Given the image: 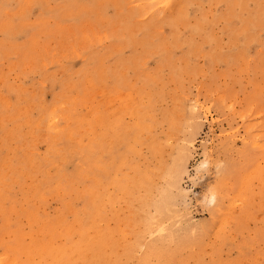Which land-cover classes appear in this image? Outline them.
I'll use <instances>...</instances> for the list:
<instances>
[{"label": "rangeland", "instance_id": "374dc122", "mask_svg": "<svg viewBox=\"0 0 264 264\" xmlns=\"http://www.w3.org/2000/svg\"><path fill=\"white\" fill-rule=\"evenodd\" d=\"M0 264H264V0H0Z\"/></svg>", "mask_w": 264, "mask_h": 264}, {"label": "bare ground", "instance_id": "6f19581e", "mask_svg": "<svg viewBox=\"0 0 264 264\" xmlns=\"http://www.w3.org/2000/svg\"><path fill=\"white\" fill-rule=\"evenodd\" d=\"M106 125H107V124H106ZM127 133H128V132H127ZM118 135H119V134H118ZM118 140H119V139H118ZM121 140H122V139H121ZM148 187H149V186H148ZM147 189H148V188H147ZM147 192H148V190H147ZM148 193H149V192H148ZM150 201H151V200H150ZM157 202H158V201H157ZM145 203H146V201H145ZM167 206H169V205H167ZM87 208L89 209V207H87ZM171 208H172V207H171ZM172 209H173V208H172ZM86 210H87V209H86ZM166 210H167V209H166ZM168 211H169V210H168ZM173 212H174V211H173ZM90 214H91V213H90ZM165 214H166V213H165ZM168 214H169V213H168ZM168 214H167V215H168ZM82 216H84V215H82ZM164 217H165V216H164ZM158 218H159V216H158ZM160 218H161V217H160ZM165 218H166V217H165ZM169 218H170V217H169ZM140 219H141V218H140ZM161 220H162V219H161ZM152 223L154 224V222H152ZM158 223H160V222H158ZM162 239H163V238H162ZM157 240H158V242H157ZM152 241H153V240H152ZM155 241H156V242H155ZM160 241H162V240H160ZM163 241H164V240H163ZM151 243H153V242H151ZM151 243H150V244H151ZM154 243H159V239L154 240ZM150 244H149V245H150ZM164 244H165V243H164ZM151 245H152V244H151ZM151 245H150V246H151ZM153 245H154V244H153ZM156 245H157V247H158V244H156ZM159 245H160V244H159ZM166 245H168V244H166ZM161 246H162V245H161ZM157 247H156L155 249H157ZM164 247H165V246H164ZM150 248H151V247H150ZM161 248H162V247H161ZM164 249H165V248H164ZM171 249H172V248H171ZM158 250H159V249H158ZM158 250H157V251H158ZM162 250H163V249H162ZM166 250H167V248H166Z\"/></svg>", "mask_w": 264, "mask_h": 264}]
</instances>
